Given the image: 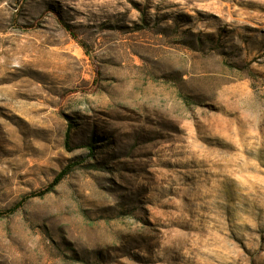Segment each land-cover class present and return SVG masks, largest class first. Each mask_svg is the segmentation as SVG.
I'll return each instance as SVG.
<instances>
[{
  "label": "rangeland",
  "instance_id": "obj_1",
  "mask_svg": "<svg viewBox=\"0 0 264 264\" xmlns=\"http://www.w3.org/2000/svg\"><path fill=\"white\" fill-rule=\"evenodd\" d=\"M75 162L0 264H264V0H0V212Z\"/></svg>",
  "mask_w": 264,
  "mask_h": 264
},
{
  "label": "trees",
  "instance_id": "obj_2",
  "mask_svg": "<svg viewBox=\"0 0 264 264\" xmlns=\"http://www.w3.org/2000/svg\"><path fill=\"white\" fill-rule=\"evenodd\" d=\"M66 29H69L68 26H65ZM71 32V31H69ZM71 130L68 129V134L66 137V140H69V135H70ZM81 163H72L70 165H68L62 172H60L53 180V182L49 185V187L44 191V192H37V193H32L29 194L25 197H23L21 199V201H19L17 204H15L11 209H9L8 211H6V213H2L0 212V217L5 216L6 214H14L16 211H18L28 200L32 199V198H36V197H43L46 194L50 193L53 191V189L58 186L61 181L77 166H80Z\"/></svg>",
  "mask_w": 264,
  "mask_h": 264
}]
</instances>
